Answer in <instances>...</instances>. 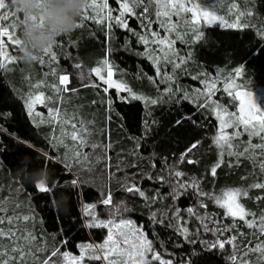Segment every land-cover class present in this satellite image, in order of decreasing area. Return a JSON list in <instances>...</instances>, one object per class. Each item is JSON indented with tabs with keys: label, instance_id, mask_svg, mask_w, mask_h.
<instances>
[{
	"label": "trees",
	"instance_id": "trees-1",
	"mask_svg": "<svg viewBox=\"0 0 264 264\" xmlns=\"http://www.w3.org/2000/svg\"><path fill=\"white\" fill-rule=\"evenodd\" d=\"M200 2L193 0L194 4ZM109 8L113 17L119 15L117 0H109ZM202 8L220 19L207 23L200 18L195 28L191 13H181L173 17L177 28L171 33L153 24L161 37L176 38L170 55L185 59L179 69L161 60L159 74L151 49L167 50V46L155 45L151 39L148 44L140 40L141 34L147 35L137 18L143 5L134 9L137 15L125 14L130 30L115 19L109 20L108 10L99 12V22L79 20L81 27L58 39L61 43L53 48L56 61L48 62L44 57L43 65L39 62L43 53L37 61L25 63L20 51L5 38L7 54L16 59L0 67V201L9 213L29 215L33 234L45 242L44 251L34 261L29 258V264H41L56 247L69 257L83 256L81 264H104L102 259L90 258L98 255V249L88 246L99 248L108 233L104 227L86 226L93 217L111 220L112 224L131 221V228L142 232L161 258L172 264H241V260L249 259L255 264L259 254L249 252L245 256L244 251L249 241L255 244L264 239L258 228L249 229L243 221L226 217L214 200L199 196L192 187L178 189L177 180L194 181L200 191L213 195L229 189L246 190L248 196H242L240 203L257 218L264 216V189L252 187L264 183V149H250L238 164L235 155L225 153L221 158L214 143L219 120L213 110L218 104L234 114L237 102L232 97L236 90L254 94L264 104L259 95L260 89L264 91V0H203ZM150 9L155 20V7ZM249 12L252 14L247 15ZM16 33L21 35V27ZM105 61L112 67V79L131 92L109 88L100 80L94 70L101 68V75L107 78ZM237 68L241 69L238 77ZM165 71L168 76H164ZM62 75L69 77L66 85H59ZM205 81L216 84L207 101L199 91ZM229 84L235 89H229ZM54 86L72 91L57 92ZM39 92L53 97L56 106L87 129L79 157L75 155L77 144L61 133L58 124L50 123L46 107L38 103L29 114L26 100ZM205 103L206 107L200 106ZM240 128L242 131L243 126ZM249 140L264 143L259 135L250 137L243 131L232 143L242 148ZM193 143L198 146L188 158L196 163L190 164L181 160V154ZM95 145L107 147H89ZM44 153L50 158L48 162ZM25 157L29 158V173L48 169V186L57 185L52 192L40 193L24 179L18 170L24 167L21 161ZM230 161L233 166H229ZM218 162L220 167L213 177L210 170ZM175 171L182 172L183 177L171 174ZM74 179L80 181L77 187L71 186ZM132 185L144 195L127 191ZM181 191L183 194L178 195ZM108 195L112 203H102ZM202 201L207 207H201ZM17 204L20 207L14 209ZM233 223L235 228L224 231ZM136 232L130 230L129 236L135 237ZM241 232L245 235H239ZM234 234L235 247L211 246ZM116 257V253L108 256L105 264L124 262V257L119 262ZM148 257L146 264H159L151 260V253ZM234 257L238 258L234 261ZM53 261L67 264L68 260L58 255Z\"/></svg>",
	"mask_w": 264,
	"mask_h": 264
},
{
	"label": "snow or ice",
	"instance_id": "snow-or-ice-1",
	"mask_svg": "<svg viewBox=\"0 0 264 264\" xmlns=\"http://www.w3.org/2000/svg\"><path fill=\"white\" fill-rule=\"evenodd\" d=\"M119 4V15L113 17V12L109 8V0H102L101 4H97L96 0H91L88 8L85 10L84 15L80 18L81 22L87 21L89 19L97 20L99 17V12L103 10H108L106 15L109 20L115 19V22L120 24L125 29L130 30L129 24L124 19L125 14L129 15H137L134 11L136 7L143 5L142 12L137 16L140 19L141 24L144 28V33L147 35L141 34L140 40L144 44H148L149 40L155 45H166L167 50H163L159 47L151 49L153 53V63L157 65L156 71L157 73H161L162 69L159 66L161 60L166 63L172 64L174 68L179 69L183 63H185L184 58L176 57L170 53L173 51V45L176 43V38L169 40L167 37H161V34L157 32L153 28V24H158L161 29H164L168 32H172L177 28V22L173 20V17H179L181 13H191V19L193 22H198L201 17L207 22L211 23L213 20L220 19L219 16L213 14L212 12L204 11L202 8L203 0L199 4H194L193 0H117ZM150 6L155 7V17L153 20ZM90 10V11H89ZM91 13H97V15H91ZM252 13H247V15H251ZM244 15V13H241ZM26 22L25 17L22 14H19L15 9L12 8L11 0H0V67L4 66V62L11 63L16 59L15 56H9L7 54L5 48V38L8 42L15 45L16 51H20L21 45V35H17L16 28L19 26L22 28V25ZM99 22V21H98ZM234 27H246L247 25H233ZM81 27V23H79L78 28ZM264 35V33H262ZM61 41L57 42V46ZM44 57L48 58V62L56 61V54L53 49L49 51H45L43 53V57L39 59V62L43 65L46 63ZM104 64L107 66V78L101 75V68H96L94 71L96 75L100 78V80L108 85V87H115L118 91H128L131 92V89H128L126 85H122L117 83L112 79L113 71L112 67L108 65V61H105ZM54 74V72H53ZM241 75V69L237 68L235 72V76ZM164 76H168L167 72H164ZM168 79H171L169 76ZM69 81L68 75H62L59 77V85H66ZM206 87L205 89L199 90L203 92L205 95V99L207 101L213 94V90L216 88L215 83H211L209 81L204 82ZM37 88L40 85H36ZM57 92L63 91H72L66 87H58L54 86ZM108 89L105 88L104 91ZM227 91V88L225 89ZM168 91L171 92V89ZM229 95H232L229 92ZM136 99H141V97L136 96ZM184 98H189L185 95ZM233 99L240 100V112L244 113L247 109L248 115L244 117H237L235 122H231L226 117H229L230 114L227 111L226 106L221 108L220 105H214L213 110L216 111L217 119L220 121L218 135L214 140V143L218 149H220V156L223 158L225 153L229 156H236V164L239 163L241 157H247L250 153V149H264V143L260 144H252L251 140L248 141L246 146L242 148L233 144L232 141L239 136L242 135L243 132H247L249 136L259 135L262 142H264V104L261 101H258L252 94H246L237 92L233 97ZM42 104L47 108V113L49 115L50 123L53 125H59L61 133L68 136V138L75 142L78 146V150L75 153L77 157L80 156L79 146L85 145V133L87 129L83 127V123L74 122V117L70 116L67 111L63 110L59 106H56L54 103V98L51 96H45L43 92H39L34 96H31L26 100V105L29 110V114H33V109L36 104ZM151 103H157L156 100H151ZM207 106L205 103L204 105ZM254 113V114H253ZM35 115L39 116L40 113H35ZM258 119V123L254 122ZM182 121H177L179 125ZM240 125H243V130L241 131ZM232 128L233 131L231 133L226 132V129ZM55 131V129H53ZM198 144L193 143L188 149L185 150L184 153L181 154V160L186 161L187 163H196V161L188 158V154L192 152L193 149L197 148ZM3 147V145H0ZM35 147V146H32ZM89 147H101L102 150L107 147V145H95ZM45 161H49V156L47 153H44ZM87 154L85 153V157ZM229 166H233L232 162H229ZM220 167V163L218 162L215 167H212L210 170V174L215 177L217 173V168ZM261 168H264V163H261ZM173 174L177 178L183 177V173L180 171H175ZM163 180V177H160ZM80 181L77 179L72 180L71 186L77 187ZM178 189L184 190L188 187H192L196 190L197 194L202 197H206L214 200V202L225 210V216L232 218L233 221L240 220L243 221L244 224L249 228H258L259 233L262 237H264V216L256 217L255 213L248 211L243 204L240 203V198L247 197L248 192L246 190L236 188L229 189L222 192L219 195H213L211 193L200 191L198 185L194 181H186V180H177ZM36 189L40 193H50L53 191L57 185L54 183L50 188L48 185H35ZM254 188L264 189V183H256L252 185ZM127 191H137L141 196L144 195L142 191H140L135 185H132L127 188ZM178 195L183 194L182 191L177 193ZM259 199V197H258ZM104 204H111V196L108 195L102 201ZM3 205V202L0 201V264H29V258H32L33 261L37 258V254L44 251L42 245L45 243L43 238H38L33 234V226L30 222V217L27 214L20 213H9L8 209ZM20 205H14L13 208H19ZM92 207V206H89ZM114 208H117L116 205H113ZM201 207H207L206 204L201 202ZM117 210H119L117 208ZM189 212L192 209H188ZM252 217V219H249ZM257 220L260 223H257ZM131 221H119L118 224L113 225L112 221L108 222L96 220L93 217L87 223V227H104L109 229V233L107 239L103 242V244L99 245L101 250H104L105 255L104 259L108 258V253H114L123 249L127 252L128 260L126 264H146L149 259L148 254L151 253V260L158 261L159 264H172L170 260L166 261L161 258V255L153 248L152 241L149 240L146 236L143 235L142 232L138 231L135 234V237L131 242H129V238L124 233H113L112 226L119 227L120 225H129ZM207 228V225H205ZM236 227V224L226 225L224 231L230 232L233 228ZM186 231V229L184 230ZM239 235H245L243 232L239 233ZM122 237V240L120 239ZM39 239V243H37ZM237 236L230 235L226 240H221L213 243L212 247H219L223 249L226 244L232 245L235 247V241ZM60 243H64V241H60ZM89 248L96 247L93 245H89ZM251 253H258L259 255L256 257L255 264H260L261 261H264V239L260 240L258 243L253 244L252 242H248L245 246L244 255L247 256ZM58 255L63 256L65 260H71L73 264H81V261L84 257H80L76 259L74 257H69L68 253H60L59 247H56L53 251H51L47 257H45L41 264H57L56 261H53L54 257ZM92 259H101L100 255H96L90 257ZM238 257H234L233 260ZM109 264H113L112 261H109ZM241 264H253L251 259L249 260H241Z\"/></svg>",
	"mask_w": 264,
	"mask_h": 264
},
{
	"label": "clouds",
	"instance_id": "clouds-1",
	"mask_svg": "<svg viewBox=\"0 0 264 264\" xmlns=\"http://www.w3.org/2000/svg\"><path fill=\"white\" fill-rule=\"evenodd\" d=\"M89 4L90 0H11L12 8L26 19L21 28L20 59L33 63L41 53L53 49L61 36L78 28ZM28 162L25 157L21 161L24 167L18 170L24 179L34 185H48V169L29 173Z\"/></svg>",
	"mask_w": 264,
	"mask_h": 264
},
{
	"label": "rangeland",
	"instance_id": "rangeland-1",
	"mask_svg": "<svg viewBox=\"0 0 264 264\" xmlns=\"http://www.w3.org/2000/svg\"><path fill=\"white\" fill-rule=\"evenodd\" d=\"M213 13V12H212ZM214 14V13H213ZM216 15V14H215ZM202 19H203V17H201ZM216 20H213L212 22H215ZM211 22V23H212ZM192 25L196 28V26H198V22H193L192 21ZM205 87H206V85H204V87H203V89H205ZM229 89H235V86L234 85H232V84H229ZM237 92H241V93H246V92H244V91H240V90H236V91H234V95L237 93ZM259 95H260V97H261V99H264V91L262 90V89H260L259 90ZM253 96L257 99V96L256 95H254L253 94ZM236 100V102H237V106L235 107V111L233 112L234 113V115H230L229 117H226L227 119H229L231 122H235V120L237 119V117H244V116H246V115H248V112H247V109L245 110V112L244 113H241L240 112V100L239 99H235ZM262 104H263V102H262ZM254 114V113H253ZM219 124H220V121H219ZM240 126H243V125H240ZM116 224H118V222L117 223H115V224H113V225H116ZM108 229V228H107ZM135 231L136 232V230H134L133 228H131V225L129 224V225H120L119 227H115V226H112V232L113 233H124V234H126L127 236H128V238H129V242H131L132 240H133V236H129V231ZM108 233H109V229H108ZM108 233H107V236H108ZM107 236H106V238L104 239V241L107 239ZM120 239L122 240V237H120ZM94 246H96V245H94ZM95 249H98V255H100L102 258V262L105 264L106 263V261H107V259H104L103 257H104V253L102 252V250H100L97 246L96 247H94ZM123 251V249H121L120 251H117V252H114V253H116V255H117V257H116V262H119V259H122V257H124V262H122V264H126V261L128 260V256H127V253H123L122 252ZM84 254V253H83ZM110 254V255H109ZM113 253H108V256H111ZM67 264H73V262L71 261V260H68L67 261Z\"/></svg>",
	"mask_w": 264,
	"mask_h": 264
}]
</instances>
